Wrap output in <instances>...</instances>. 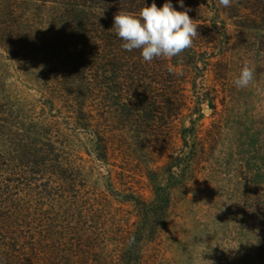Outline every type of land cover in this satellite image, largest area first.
<instances>
[{"label":"rangeland","instance_id":"1","mask_svg":"<svg viewBox=\"0 0 264 264\" xmlns=\"http://www.w3.org/2000/svg\"><path fill=\"white\" fill-rule=\"evenodd\" d=\"M227 25L212 33L226 78L201 71L181 112L150 122L76 56L62 4L0 0V264L115 258L114 223L139 220L129 187L158 213L151 264H264V52ZM244 61L255 79L241 90Z\"/></svg>","mask_w":264,"mask_h":264},{"label":"trees","instance_id":"2","mask_svg":"<svg viewBox=\"0 0 264 264\" xmlns=\"http://www.w3.org/2000/svg\"><path fill=\"white\" fill-rule=\"evenodd\" d=\"M62 4L65 12L71 15V44L76 56H81L89 71L96 68L100 76L98 83L104 89L112 85L121 96L130 94L134 103H138V116L150 122L156 121L162 113L165 120L178 115L188 96L184 93L185 84L191 81L198 87L197 74L203 70L213 71L216 79H224L228 73L225 46L222 50V37L213 41V32L223 35L229 25H234L233 36L229 41L239 40L242 36L252 35L258 38V46L264 52V0H232L231 7L217 6L218 0H184L189 9V16L197 24L198 34L191 48L180 56L173 58H156L151 63L145 62L139 50L126 51L121 47L123 41L115 35L113 26L114 14L120 9L138 11L144 4L151 5L152 0H56ZM162 7L165 0H155ZM174 7L180 8L179 0H171ZM207 8L214 13L213 23L207 22ZM63 13V12H62ZM66 16V13L62 14ZM224 25L219 28L217 24ZM222 28H224L222 30ZM261 32V34H259ZM93 73V71H91ZM201 102L203 93L196 94ZM132 100V99H131ZM166 107V110L160 108ZM161 116V117H162ZM149 122V123H150ZM171 145L174 136L170 132ZM128 201L134 202V213L139 216L137 228L114 223L111 229V240L118 243L115 258H94L82 256L78 264H151L148 250L153 241H158V213L152 204L145 199L144 193L130 188ZM166 209H170L173 196L166 198ZM159 205V204H158ZM125 221H128L124 219ZM135 225V224H134ZM96 242L106 241L105 235L97 232ZM153 237V239H150ZM95 242V246L97 243ZM86 258L88 260H84ZM96 260V263H94ZM94 261V262H92ZM25 264H36L26 259Z\"/></svg>","mask_w":264,"mask_h":264},{"label":"clouds","instance_id":"3","mask_svg":"<svg viewBox=\"0 0 264 264\" xmlns=\"http://www.w3.org/2000/svg\"><path fill=\"white\" fill-rule=\"evenodd\" d=\"M179 4L183 10L174 7L171 0H165L162 7L152 0L150 6L144 4L138 11L120 9L114 14L112 29L123 41L121 47L126 51L139 50L148 63L156 58L178 57L191 48L198 34L197 24L189 16L184 0H179ZM217 6L231 7L232 0H218ZM254 79L255 68L244 61L233 83L243 90Z\"/></svg>","mask_w":264,"mask_h":264}]
</instances>
